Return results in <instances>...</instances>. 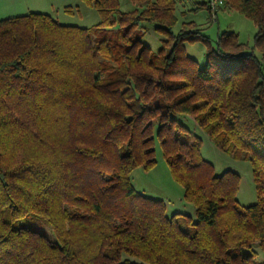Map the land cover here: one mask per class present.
Instances as JSON below:
<instances>
[{
	"label": "trees",
	"instance_id": "1",
	"mask_svg": "<svg viewBox=\"0 0 264 264\" xmlns=\"http://www.w3.org/2000/svg\"><path fill=\"white\" fill-rule=\"evenodd\" d=\"M80 1L99 14L92 28L39 12L0 19V264H264V0H225L256 26L260 57L235 32L213 44L193 22L174 33L175 0H130L127 13ZM195 42L203 68L186 52ZM188 120L249 161L256 203L239 205L240 176L215 173ZM157 146L195 220L133 187Z\"/></svg>",
	"mask_w": 264,
	"mask_h": 264
},
{
	"label": "rangeland",
	"instance_id": "2",
	"mask_svg": "<svg viewBox=\"0 0 264 264\" xmlns=\"http://www.w3.org/2000/svg\"><path fill=\"white\" fill-rule=\"evenodd\" d=\"M118 1L121 12L127 13L136 7V4L130 0ZM175 3L177 22L173 28L174 33L179 31L184 22H193L213 44L218 33L235 32L239 40L249 46V51L253 52L256 57H260L259 51L253 46L256 26L237 11L225 6L217 12L216 20L213 21L208 12L201 7L204 0H175ZM4 8L7 11L0 17L2 19L39 12L50 15L63 25L92 28L100 22L97 11L80 0H0V10ZM137 32L141 35L142 42L153 52L161 48L162 37L153 24L142 23ZM186 52L196 60L199 68L205 66V46L201 42L186 44ZM186 124L202 138L201 155L214 166L216 174L232 170L240 176L237 192L239 205L248 206L256 203L257 196L249 161L244 159L243 155L240 158H234L231 154L222 151L203 132L194 128L191 120L186 121ZM155 159L156 163L152 168L145 170L143 167H137L132 171L130 177L133 187L146 197L162 200L166 205L168 215L182 213L195 220L194 206L184 200L183 187L173 179L159 146L156 147ZM21 224L37 230L51 241H56L51 227L39 218L27 217ZM256 260L264 261V254L259 252Z\"/></svg>",
	"mask_w": 264,
	"mask_h": 264
},
{
	"label": "built area",
	"instance_id": "3",
	"mask_svg": "<svg viewBox=\"0 0 264 264\" xmlns=\"http://www.w3.org/2000/svg\"><path fill=\"white\" fill-rule=\"evenodd\" d=\"M205 3L213 21L216 20L217 12L225 6V0H205Z\"/></svg>",
	"mask_w": 264,
	"mask_h": 264
},
{
	"label": "crops",
	"instance_id": "4",
	"mask_svg": "<svg viewBox=\"0 0 264 264\" xmlns=\"http://www.w3.org/2000/svg\"><path fill=\"white\" fill-rule=\"evenodd\" d=\"M204 3H205V0H204ZM203 3V4H204ZM204 7V9L208 12V10L205 8V6H203ZM225 8V6L224 7H222L221 9H224ZM220 9V10H221ZM26 10V9H25ZM6 11H7V9L6 8H4V9H2V10H0V17H2V15H4V13H6ZM19 11H21V10H19ZM8 13V12H7ZM27 14V13H26ZM208 14H209V12H208ZM18 15V14H17ZM19 15H23V14H19ZM209 16H210V14H209ZM0 19H2V18H0ZM218 35V34H217Z\"/></svg>",
	"mask_w": 264,
	"mask_h": 264
}]
</instances>
